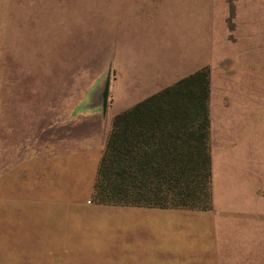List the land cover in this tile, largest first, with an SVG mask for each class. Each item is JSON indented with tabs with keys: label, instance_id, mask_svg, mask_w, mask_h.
<instances>
[{
	"label": "rangeland",
	"instance_id": "rangeland-1",
	"mask_svg": "<svg viewBox=\"0 0 264 264\" xmlns=\"http://www.w3.org/2000/svg\"><path fill=\"white\" fill-rule=\"evenodd\" d=\"M160 12L182 25L204 22L217 49L209 64L216 93L231 86L241 120L232 146L245 153L232 159L249 170L247 191L264 202V0H0V159L6 150L18 160L28 146L22 172L2 180L20 199L0 209V264H83L78 213L96 209L83 156L42 158L38 145L80 139L92 127L102 133L104 118L91 112L101 111L108 75L107 105L116 98L118 52Z\"/></svg>",
	"mask_w": 264,
	"mask_h": 264
},
{
	"label": "crops",
	"instance_id": "crops-1",
	"mask_svg": "<svg viewBox=\"0 0 264 264\" xmlns=\"http://www.w3.org/2000/svg\"><path fill=\"white\" fill-rule=\"evenodd\" d=\"M174 18L171 13L160 12L156 20L142 29L132 46L122 54L118 52L116 98L105 109L101 105L100 112H91L98 121L97 113L104 118L102 133L92 127L83 138L77 139L73 134L67 139L52 140L51 145H38L42 158L50 153L58 157L82 155L90 194L112 117L181 77L213 64L217 49L213 41H206L204 22L201 20L200 26L199 21L182 25L181 19ZM214 80L210 73L212 208L96 203V209L78 213L86 227L85 242L76 244L84 252L83 264H264L263 197L247 191L249 170L232 159L233 154L242 152L232 146L233 128L241 120L235 114L237 106L232 104L231 86L220 84L217 94ZM9 150L12 153V146ZM24 151L28 154L27 145L20 149V157L15 161L12 154L7 156L6 150L5 154L2 152L5 155L0 159L3 212L5 204L20 199L8 194V182L2 180L4 177L10 180V174L22 172L18 168ZM81 203L84 205L82 200ZM241 220L248 227H235ZM237 251L243 253L238 255Z\"/></svg>",
	"mask_w": 264,
	"mask_h": 264
},
{
	"label": "trees",
	"instance_id": "trees-1",
	"mask_svg": "<svg viewBox=\"0 0 264 264\" xmlns=\"http://www.w3.org/2000/svg\"><path fill=\"white\" fill-rule=\"evenodd\" d=\"M210 67L112 117L93 199L107 205L212 208Z\"/></svg>",
	"mask_w": 264,
	"mask_h": 264
},
{
	"label": "water",
	"instance_id": "water-1",
	"mask_svg": "<svg viewBox=\"0 0 264 264\" xmlns=\"http://www.w3.org/2000/svg\"><path fill=\"white\" fill-rule=\"evenodd\" d=\"M109 84H110V78L109 75L106 78L103 91H102V107L103 109L106 108L107 105V97H108V92H109Z\"/></svg>",
	"mask_w": 264,
	"mask_h": 264
}]
</instances>
